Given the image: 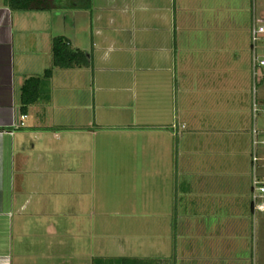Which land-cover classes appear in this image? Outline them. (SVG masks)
<instances>
[{"label":"crops","instance_id":"obj_1","mask_svg":"<svg viewBox=\"0 0 264 264\" xmlns=\"http://www.w3.org/2000/svg\"><path fill=\"white\" fill-rule=\"evenodd\" d=\"M70 16V29L42 44L48 62L40 55L34 64L28 15L0 0V264H248V252H223L222 240L237 232L244 241L247 225L242 210L223 212L215 201L222 193L208 177L222 174L211 160L179 159L193 147L236 154L248 140V0H92ZM58 35L92 65L56 68L50 101L28 106L15 128L21 88L52 63ZM209 134L228 137L212 147Z\"/></svg>","mask_w":264,"mask_h":264},{"label":"rangeland","instance_id":"obj_2","mask_svg":"<svg viewBox=\"0 0 264 264\" xmlns=\"http://www.w3.org/2000/svg\"><path fill=\"white\" fill-rule=\"evenodd\" d=\"M239 2L241 4V3H244L245 0H239ZM254 9H256V12L259 15H263L264 14V0H248V24H249V17L251 16V18L253 19ZM15 13H23L24 15H28L27 47L29 50L30 63L32 62L36 64L35 63L36 59L40 55L43 57L44 62H48L47 61L48 53L45 52L44 47L42 48L43 53L41 52L42 44L46 40H48V38L51 35L52 30H56L57 28H60L62 30L68 31L70 29V24L73 22L71 21V19L73 18H71L72 16H70L72 13V10L61 9L59 11H43V12H37V11L17 12L15 11ZM62 13L64 14L61 15ZM39 15H42V16L47 15V17L46 19L39 18ZM52 15H54L53 18H52ZM59 36H62V35H59ZM66 38L68 39V37ZM49 44L51 45L52 42H49ZM51 56H52V63H49L48 67H51L53 64V53L51 54ZM37 70L40 71V69L38 68ZM262 74H264V72ZM32 76H35V75H32ZM258 79L259 81L261 80L263 81L260 85L258 84V88H257V96L261 100L262 98L264 99V75L263 77L259 76ZM253 87H254V82H253L252 62H251V53H250V32L248 31V125L244 124L243 126L244 129H247L248 127V140H246L247 138L246 136L243 137L242 142H240L242 144L238 146V150H237L238 153L236 154L233 153V150L230 153H227L226 151H222V152L217 151V152L212 153L211 151H206V150L198 151L196 148L194 147L191 148V146H189V148L191 149H187L188 154L182 153L179 159H183L186 157V159H188L191 163H195L196 161H204V160H211V162L213 161V164H214L213 168L216 169L215 173L222 174L220 179H217L216 177L214 178L213 172H210L209 177L206 176L210 178V182L212 180H215L213 184L209 183L208 186L212 184L216 191H220L222 193L220 194L219 197L215 198V201H217L219 207L222 209L223 212H225V210L227 209H230L232 212L234 210L235 212L236 210L235 208L237 207L240 211L242 210L244 214H246L244 215L246 218L243 219L242 217V219L245 220V224L247 225V226H244L247 228L246 229L247 237H245L243 241L240 239L237 232H232L230 235L231 236L230 238L226 237L225 239L222 240V241H227V243L230 242L227 244V246H230V247L228 249H225L223 252L225 253L226 250H229V249L231 250L230 254L232 255L233 254L234 255H244V254H247L248 252V264H264V214L259 213L256 216L252 215L251 196H250V190H249L252 185V168H251V156H250V153H251L250 131L253 126L249 107L252 103L253 96H254ZM246 95L247 94H245V96ZM257 127L259 130H264V117L258 118ZM191 132L192 130L187 129V131L185 132L186 135H188L187 137H189L190 139H192L195 136L198 137V135L194 136V134H190ZM210 136L212 137V140L210 143L212 144V147L213 146L217 147L219 144L223 146V143L220 142L221 139H223L224 136L226 138L228 137V135H223V134H215V135L209 134V137ZM177 153H178V150L177 149L174 150V162H176L177 160ZM237 163H239L240 167L235 168V170L241 169L243 175L241 177H236L237 179L234 181L233 178H235L234 176L235 174L233 170H234V166H236ZM113 168H114L113 169L114 172L110 171V174L113 177H111V179L109 180L110 181L109 182L110 196L116 193V191H114V186L117 182H116V178L114 177L115 175H117L115 171L117 170L119 171L120 169L118 167L116 168L113 167ZM139 176H140L139 184L147 182V184L149 185V180L151 177L149 178L147 175H139ZM199 179L200 178H198V180ZM217 183L219 184L218 186H217ZM173 184L175 185L176 182L173 181ZM148 194H149V191L146 194H143L144 196H141V200H140L141 204L145 205V206H142L141 208H147V209H142L143 212H146L145 210H148V208L150 207V205H148L149 200H153L149 197ZM118 200L119 199L116 196L114 198H111V197L109 198L110 211L115 210L116 202ZM206 205L207 203L205 204V206ZM190 208H193V206H190ZM192 211L194 210L192 209ZM145 214L141 215V218H139L140 220H138L139 223H147V221L149 220V215L148 214L145 215ZM110 218H111V221L113 220L114 223L117 222L116 221L117 216L115 214H110ZM173 220L175 221L176 219L173 218ZM225 233L227 232L225 231Z\"/></svg>","mask_w":264,"mask_h":264},{"label":"trees","instance_id":"obj_3","mask_svg":"<svg viewBox=\"0 0 264 264\" xmlns=\"http://www.w3.org/2000/svg\"><path fill=\"white\" fill-rule=\"evenodd\" d=\"M2 2L12 12L88 10L92 7V0H2ZM52 53V66L46 68L42 74L28 77L21 88L20 110L22 113H26L28 106L32 104L50 101L51 80L56 68L75 69L92 65L86 52L74 48L69 39L64 36L58 35L53 38ZM262 82L261 80L258 84ZM93 264H151V260L131 257H96L93 259Z\"/></svg>","mask_w":264,"mask_h":264},{"label":"built area","instance_id":"obj_4","mask_svg":"<svg viewBox=\"0 0 264 264\" xmlns=\"http://www.w3.org/2000/svg\"><path fill=\"white\" fill-rule=\"evenodd\" d=\"M251 40V62L253 73V100H252V185H251V206L253 215L264 214V131L259 130L257 121L259 117H264V101L257 96L259 79L264 74V14L259 15L256 9L253 11V19L250 27ZM27 115L19 114L17 120L13 121V126L19 128L25 125Z\"/></svg>","mask_w":264,"mask_h":264}]
</instances>
